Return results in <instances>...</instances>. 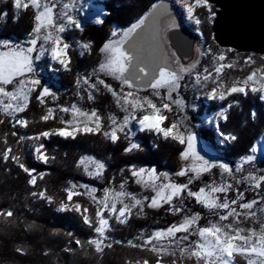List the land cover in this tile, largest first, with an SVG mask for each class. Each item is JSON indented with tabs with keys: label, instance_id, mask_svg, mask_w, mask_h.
<instances>
[{
	"label": "trees",
	"instance_id": "1",
	"mask_svg": "<svg viewBox=\"0 0 264 264\" xmlns=\"http://www.w3.org/2000/svg\"><path fill=\"white\" fill-rule=\"evenodd\" d=\"M164 1L170 0L100 1L107 11L103 23L86 24L82 30L74 33L78 39L90 43V53L80 57L76 43L68 39L67 43L71 45L68 49L71 57L69 69L59 74V80L47 72L36 75L41 80V85L50 88L55 94V98L47 96L45 103L41 104L35 99L38 92H34L28 109L21 115L29 122L24 128L13 127L14 119L0 113V119L4 120V123L0 124V211L11 210L13 212L12 217L0 216V264H130L129 261L142 263L144 259L149 260L150 264H155L156 257L153 253L147 249L131 247L128 241L142 244L155 230L166 229L172 224H178L185 215L199 213L198 226L204 227L218 220L217 212L224 214L225 210L219 209L213 212L185 194L182 205L179 200L173 201L174 205L184 208L183 213H173L169 211L170 205L164 204L160 208L146 207L145 214H134L127 224L115 222L110 231L111 238L106 241V243H111L112 247L105 248L103 254H98L93 248H81L75 243L77 239L85 242L97 235L89 225L83 222L80 214L73 211L57 212L61 201L67 200L65 189L74 184L77 185L79 191L85 192L86 190L79 186L87 185L100 194L107 188L120 189L123 183L126 191L138 193L142 188L131 176V166L153 167L157 171H166L171 181L187 184L190 174L176 175L184 167V160L180 158V153L185 145L171 139H163L153 132H142L133 138L129 135V139L140 144V148L126 153L124 148L128 145L129 139L124 138L125 133L119 134L121 139L116 143H112L102 132L83 133L76 135L75 138L53 136L46 142L48 163L37 162L28 147L29 136L64 125L61 120L66 121L68 115L60 111V108L73 103H79L88 110L95 109L103 118V131H110L109 117L114 115L121 119L123 114L117 113L118 107L106 89L102 86L100 91L91 89L90 84L85 83V78H89L90 82L95 81L92 73L102 62L103 53L100 52V48L112 39L111 33L115 27L121 30L127 29L141 16L150 13L153 4ZM5 6L0 7V20H2L1 14L4 10L8 14L5 22L2 21V28L0 27V41L9 42L12 46L20 45L21 40L28 38L34 27L33 16L36 10L23 9L24 11L20 12L14 20L15 16L10 2H6ZM201 12L205 11L201 9ZM202 19L203 32L211 38L212 25L208 22L209 19L204 17ZM7 49L0 44V51H7ZM98 74L106 83L120 89L121 85L118 80L103 73ZM125 90L128 89L125 87ZM90 93L94 99H88ZM220 105H231L226 121L220 123V130L224 134L235 135L237 139L222 147L213 138L214 132L205 128L201 133L203 139L214 150L221 151L227 160L231 161L248 155L256 140L264 133V102L257 94L248 92L247 95H233ZM202 107L206 111H213L216 109V103L211 102L209 107L204 105ZM49 108L55 110L56 118L44 121L41 117ZM253 112L256 114L255 117L252 116ZM13 132L18 135H12ZM125 132L127 133V130ZM21 136L25 139L20 140ZM9 146L13 149L12 155L19 156L21 163L29 169H35V173H40L36 185L29 183V174L25 173L16 161L2 158L3 151ZM85 156L96 158L105 164L101 179L91 178L80 169L79 161ZM258 168L257 164L248 163L243 166L241 174L249 172L257 176L264 174V168H261L262 170ZM241 174L231 176L217 167L210 173L194 179L189 187L193 191H198L200 187L213 180L219 183L222 180L228 181L231 177H239ZM231 180L236 188L234 187L227 194H219L222 198L225 195L229 200L235 198L237 190L244 193L241 203L253 199L259 200L261 196H264L263 191L256 193L245 182L237 184L236 178ZM41 191L53 197V202L49 203L32 195V193ZM74 199L83 207H88L91 218L95 219L96 207L85 195L75 196ZM261 205H264V201H260L252 209L256 212V217L241 216L238 226L259 230L261 223H264V211H261ZM237 210L242 211L239 208ZM229 222H232V218L224 223ZM196 239H198L197 236H190L189 242ZM117 241L120 243H116ZM18 248L22 251L18 252ZM65 249H72V251Z\"/></svg>",
	"mask_w": 264,
	"mask_h": 264
},
{
	"label": "snow or ice",
	"instance_id": "2",
	"mask_svg": "<svg viewBox=\"0 0 264 264\" xmlns=\"http://www.w3.org/2000/svg\"><path fill=\"white\" fill-rule=\"evenodd\" d=\"M12 6L17 9H35L33 16L34 27L29 33L31 37L28 41V47L12 46L9 42H2L7 51H0V113L7 117H12L15 120L13 127H27L29 122L16 114L24 113L30 103V99L34 92H38L35 99L41 104L45 103V97L55 94L51 92L50 88L41 85V80L35 75V68L33 66V59L39 60L45 52H49L53 60L63 67L65 70L69 68L71 59L68 55V49L71 47L61 35L68 29L82 30L81 20L68 11L74 9L75 3H65L59 14L54 12L57 5L53 0H10ZM187 11L188 18H195V23L200 24L201 20L195 17V9L202 7L207 9L213 16L209 0H193L189 3L188 0H179ZM152 10H157L162 5L153 4ZM97 19L96 23H103L100 17L103 15L102 10H97L95 13ZM150 14L146 13L141 16L136 22L132 23L127 29L113 30L111 37L100 48V52L104 54V59L98 65V68L93 70L92 75L95 77L94 82H90L89 78H85V83L90 84V88L95 91H100L101 86L109 91L115 98V102L127 114L118 119L116 116H110V131H103V118L94 109L91 112H85L75 104L71 107H62L60 111L70 112L73 115L72 120H61L65 127L58 128L52 131H44L36 137H29V139L39 140L41 137L47 138L52 135H58L63 138H75L78 133L95 134L102 132L112 143H116L121 139L120 133H125L124 138L129 139L131 131L129 125L135 121L139 125L140 131L155 132L161 135L164 139H171L181 145H185L184 150L180 153V158L184 161H191L192 163L185 168H182L177 176H186L189 173L187 184H178L168 180L167 173H157L155 168L145 169L131 166V176L135 178L136 183L142 184L145 188H150L155 192V195L150 198L148 207L160 208L164 204L170 205L169 211L173 213H183L182 206L173 204L174 200H179L183 204V197L194 198L195 202L203 207L217 212L219 209L225 210L224 214L218 215V220L215 223H210L208 226H198L199 213L192 215H185L182 217L180 223L172 224L166 229H157L150 236H148L142 244H135L128 241V244L134 248L147 249L156 257L155 264H164L163 257L173 256L179 251V264H183L185 258L194 260L195 264H239L238 257L245 260L246 264H264V223H261L259 230L255 228H242L238 225L241 222V216L245 218L256 217V212L252 211L254 206L264 201V196L259 200L253 199L251 201H240L244 198V193L237 190L235 198L229 200L227 195L223 198L219 195L221 193L227 194L233 190V185L226 180L217 183L215 180L200 187L198 191H193L189 187L194 179L200 178L205 173H210L214 168H220L223 173L232 175V168L223 162H216L206 159L201 151L197 150V137L191 131L185 129L181 130L182 122L173 121L165 126V121L168 119L166 112L172 111V103L177 105L182 104L180 100H174L172 93L180 88V82L184 79L185 73H192L196 65H183L177 59L174 66H170L169 58L161 49L160 42L155 35V19L152 18L150 24ZM43 43L39 45V55L33 58L32 53L38 50V41ZM44 45H48L45 48ZM85 48L89 44L84 45ZM219 59H225L220 55ZM251 61V57L248 58ZM226 67L224 64H219L214 70L217 74L221 73ZM231 67V65H227ZM207 71V69H205ZM98 73L113 77L120 82V91L118 92L110 84L106 83ZM211 73L203 76V80L207 81ZM257 76V71H253L249 76L242 81L243 86L234 84L227 90V93H217V89H212L209 93L210 98L223 100L226 94L240 93L248 94L247 85L249 82L256 83L254 77ZM19 78V79H18ZM196 82H201V75L196 73ZM79 83V80L77 81ZM9 85L12 86L9 90ZM141 86L151 88L156 96L160 95V89L167 90V100L170 102H163L158 105L153 99L139 95ZM125 87L128 89L125 91ZM252 92L264 91V83L260 87L253 86ZM88 99H94L90 93ZM264 99V96H261ZM231 107V105H229ZM137 112L143 114L137 117ZM226 110H221L218 115L227 119ZM255 113L252 116L255 117ZM55 113L52 108L42 115L41 119L47 121L55 119ZM4 120L0 119V124ZM129 129V132H125ZM12 135H18L13 132ZM25 139L23 136L20 140ZM229 139L236 140L235 135H229ZM5 143L7 140L5 139ZM140 144L129 139L128 145L124 148L126 153L138 150ZM45 145L39 144L34 148L37 158L43 162H47ZM206 150V149H205ZM252 152L256 148L251 149ZM13 149L11 146L7 147L3 153L4 160L12 159L16 161L19 167L29 174V183L36 185L37 177L33 175L35 169H29L24 163L20 162V157L12 155ZM255 159L254 156L248 155L241 157V164L237 166L236 171H243V164L250 163ZM81 164L85 166V171L89 175L102 176L105 169V164L101 161L95 160L92 157H82ZM89 165L92 166V171H89ZM41 178L42 175H41ZM244 181H248L256 189L264 188V174L259 176L249 172L247 176L243 177ZM167 181V182H165ZM236 183H241L237 180ZM85 192L77 191V185H72L65 189L67 193V200L72 201L74 196L88 195L91 200L97 204L95 211V219L90 218L87 208H83L77 202L71 208L63 201L60 203L59 211H74L80 213L83 222L97 234L95 237L88 239L85 242L79 239L75 243L81 248L90 247L98 254H103L105 248H111V243H106L108 238V231L111 229L110 219L115 218L119 223H126L129 216L132 215V209L140 207L143 210L144 200H149V197L138 199L134 194L124 191V184L122 183L120 191L114 189H105L104 196L97 199L94 195L95 190L90 189L87 185H80ZM34 196L47 200L49 203L53 202V197L45 194V191L39 193H32ZM130 200L126 203L125 200ZM120 207H117V205ZM239 208L242 211H238ZM261 211H264V205H261ZM107 213V215L105 214ZM0 216L12 217L11 210L0 211ZM232 218V222L224 223ZM181 234V235H178ZM71 235V233H69ZM197 236L198 239L190 241V236ZM187 242V243H186ZM116 243H120L117 241ZM150 246V247H149ZM72 251V249H65ZM18 252L22 249H17ZM87 254V253H85ZM137 264H141L137 261ZM142 264H150V261L144 259ZM171 264H178L176 259L171 261Z\"/></svg>",
	"mask_w": 264,
	"mask_h": 264
},
{
	"label": "rangeland",
	"instance_id": "3",
	"mask_svg": "<svg viewBox=\"0 0 264 264\" xmlns=\"http://www.w3.org/2000/svg\"><path fill=\"white\" fill-rule=\"evenodd\" d=\"M100 1H102V0H71V2L75 3L76 6L74 9H68V11L70 12V14L77 16L81 20L82 29L85 27L86 24H89V23L99 25L101 23L95 22L97 19L96 15H95L96 11L98 9L102 10L103 15L100 17V19H102V20L105 18L106 14H107L106 9L104 8V6L102 4H100ZM6 2H10V0H0V7L1 6L6 7L5 6ZM53 2L56 3V5H57L56 9H54V12L59 14L62 10L63 4L69 3L70 0H53ZM188 2L193 3V0H188ZM59 4H61V5L59 6ZM157 5L158 6L162 5V7L158 8L157 10H152L149 13L150 17H151L149 23L150 24L152 23V18L155 19V35L157 36V39L160 42L161 49L166 53V55L169 58L170 66H174L175 61L177 59L183 65H189V64H193V63L196 65V67L192 73H190V74L185 73L184 74V79L180 82V85H181L180 88L172 93L173 99L182 101V104L177 105L175 103H172V105H171L172 111L165 113L168 117V119L165 121V126L172 123L173 121H181L182 122L181 130L183 131V130L187 129L196 135V137H197V150L201 151V154L204 155L206 159H210V160L216 161L218 163L223 162V163L228 164L232 168V175L231 176L241 174V172L236 171L237 166L241 164V158L234 159V160L232 159L231 161L227 160L225 155L222 154L221 151L218 152V151L214 150L212 148V146H210L209 143L203 139L201 133L204 131L203 130L204 128L205 129H211L214 132L213 138L222 147H225L228 143H230L232 141L231 139H229L228 134H224L220 130V123L226 121V119L219 116L218 113L221 110H226L225 114L227 116L228 112L230 111L229 105L228 106H222L220 104H223L228 98L232 97L233 95L240 94V93H232L230 95L226 94L225 98L223 100L219 99L218 96L216 99H212V98H210L209 93H211L212 89H214V88L217 89V93H221V92L227 93V90L229 88H231L234 84H237L239 86H243L242 81L244 79H246L250 73H252L253 71H257V76L254 77V80L256 81V83L253 84L252 82H249V84L246 87L248 89V92L257 94L258 97L260 98V100L262 102H264V99H261V96H264V91H261V92H252L251 91V88L253 86L260 87V84L264 83V55L258 54L256 52H238V51L231 49V48H223V47L219 46L220 44H218L216 42V40L214 39L213 31H212L211 38L207 37L204 34L203 29H202V25H203L202 17H204L207 20L209 19L208 22L212 25L215 15L213 16L205 8L197 7L195 9V17H198L201 20L200 24H196L195 18H193V19L188 18L187 11L184 8L183 4H181L179 2V0L164 1V2H161ZM210 5L212 8V11H214V13H215V11H216L215 5H213L211 3H210ZM10 6H11V10L15 16L14 20H16V18L18 17V14L24 10L23 9H20V10L15 9L12 6L11 2H10ZM201 9H203L205 12L202 13ZM207 13H208V15H207ZM7 15H8L7 11H5V10L1 14V19H2V20H0V27L1 28H2V21L5 22V20L7 19ZM185 25L188 26L192 31L194 30V32H196L200 36L199 43L195 45L194 56L188 62L182 61V59L175 52V50L173 49V47L170 45L169 41L166 38V33L169 30L174 29V28H180V27L185 26ZM77 30H80V29H68L65 33H62L61 35L65 38L66 42L68 41V39L70 41H74L76 43L78 55L80 57H84L85 54L90 53V43L85 42V40L83 41L81 39H78L76 36H74V33ZM115 30H121V29L115 27ZM30 38H31L30 36H28V38L26 37L25 39L21 40L20 45H16V46L28 47L29 46L28 41ZM112 39H114V38L112 37ZM42 43H43L42 40L38 41V50L32 53L33 58H35L37 55L40 54L39 53V45ZM85 44H89V47L85 48L84 47ZM44 47L48 48L49 46L44 45ZM68 55H69V53H68ZM220 55H223L225 57V59L221 61L219 59ZM249 57H251L250 62L248 61ZM70 59H71V57H70ZM103 59H104V54L102 55V60ZM219 64H224V65H226V67L222 70L221 73L217 74L214 69L217 66H219ZM227 65H231V67H227ZM33 66L35 68V75H38L40 73L44 74L47 72V73H51L53 78H55L57 80H59L58 79L59 74L63 73L64 71H67L69 69L68 68L67 70H65L63 67H61L57 63V61L53 60L51 57L50 51L45 52L39 60L33 59ZM205 69H207V71H205ZM197 72H199L201 75V82L200 83L196 82L195 77H196ZM208 73H211V76L209 77V79L207 81H204L203 76L208 75ZM111 86L114 89H116L113 85H111ZM8 87H9V90H11L12 86L9 85ZM116 90L118 92L120 91V89H116ZM125 91H127V90H125ZM159 91H160V95L156 96L151 88L141 86L139 89V95L141 97L147 96V97L153 99L154 102H156L158 105H160L163 102H170L167 100V90L166 89H160ZM109 94L111 95L115 105L118 107L117 113L123 114V117H124L127 113L124 112L121 109V107L116 104L115 98L112 96V94L110 92H109ZM211 102L216 103V109L213 111H206V109H204V107H202V105H204L205 107H209ZM73 104H75L77 107H79L80 109H82L85 112H91L92 111V110H88V109L82 107L79 103H73ZM73 104H70L66 107H71V105H73ZM54 113L56 115L55 110H54ZM63 113H65L66 116L68 115L67 120L73 119L72 113H70V112H63ZM142 114H143L142 112H137V117H139ZM198 114H201V115L198 116ZM16 115L18 117H22L21 116L22 113H18ZM62 127H65V125H62L58 128H62ZM22 128H24V127H22ZM58 128H55V129H58ZM55 129H51V130H47V131H52ZM129 129L131 131V134H130L131 138H133L134 136H136L139 133H142V132L148 133L149 132V131H140L139 125L135 121H133L129 125ZM129 129H125V130H127V132H129ZM153 133L155 135H157L155 132H153ZM39 134L32 135L29 137H36ZM79 134H83V133H78L77 135H79ZM53 136H58V135H52V136H49L47 138L41 137L39 140L28 138L29 150H30L33 158L37 162L45 163L42 160L37 158V154L35 153L34 148L39 144H44L45 145L44 151H45L46 155L48 156V160H49V155H48V151L46 148V142H48ZM158 136L162 137L161 135H158ZM253 147L256 148V151L252 152L250 150V153L248 155L254 156L255 159L250 163L257 164L259 166L258 169L264 168V133L256 140ZM248 155H246V156H248ZM85 157H90V156H85ZM93 159L98 160L96 158H93ZM48 160L46 163H48ZM80 161H81V159H80ZM80 161H79L80 169L85 173V175H87L91 178L93 177L94 179H101L102 178L103 175L99 176V177L94 176V175H89L88 172L85 171V166L83 164H81ZM98 161H100V160H98ZM191 163H192L191 161H184V167L183 168L190 165ZM246 164H248V163H244L243 166ZM142 168L151 169L153 167H142ZM92 170H93L92 166L89 165V171H92ZM156 172L157 173H167L168 174L167 179L171 180L168 172L161 171V170L160 171L156 170ZM103 174H104V171H103ZM189 174L193 175L192 173H189ZM33 175H36V177H38V175H40V173L39 172L33 173ZM247 175L248 174H244V175L241 174V176L231 177V179L236 178V181L241 180V183L245 182L249 186V188H251V190H253L256 193H258L260 191L264 192V188L256 189L248 181H244L243 177L247 176ZM231 179H229L227 182L232 184ZM165 182H167V181H165ZM241 183H237V184H241ZM140 186L142 189L138 193L132 192V194H134L138 199H142V200L144 197H149V200H144V206H143L142 211L140 210L139 206H137V208H133L132 209V215L129 216L127 222L126 223H120V224L129 223L131 217L134 214H145L146 213V207H148L147 205L150 202V198L155 195V192L150 188H145L142 184H140ZM234 187L236 188V186L233 185V188ZM107 189H114L115 191L121 190V188L120 189L119 188H107ZM76 190L79 191V189H76ZM123 190L126 191L125 189H123ZM79 192H81V191H79ZM126 192H128V191H126ZM128 193H131V192H128ZM94 195L96 196L97 199H100L104 196V192L99 194L95 191ZM85 196L97 208V204L93 200H91L88 195H85ZM74 197H73L71 202H69L68 200L65 201V203H67L69 205V208L73 207L75 205V203L78 202V201H75ZM37 198L41 199V198H39V196H37ZM42 200H44V199H42ZM125 202L129 203L130 200L126 199ZM241 202H242V200H241ZM78 203L82 206V210H83V208L88 209V207H83V205L80 202H78ZM59 207H60V205L57 207V212H59V213L67 212V211H59L58 210ZM117 207H120V205L118 204ZM70 211L71 210H69L68 212H70ZM78 214H80V213H78ZM87 214L89 215L90 218L92 217L89 209H88ZM105 214L107 215V213H105ZM80 216H81V214H80ZM109 222L111 224V229H110V231H111L113 224L115 222H118V221H116L115 218H112V219H110ZM110 231H108V233H107L109 239L111 238ZM178 235H181V234H178ZM173 259H176L178 264H179L180 257H179V251L178 250H177V254L175 257H173V256L163 257V262H164V264H171V261ZM237 259L239 261V264H246L245 260H243L239 257ZM129 262H130V264H137V262H135V261H129ZM183 264H195V262H194V260H190V259L185 258L183 261Z\"/></svg>",
	"mask_w": 264,
	"mask_h": 264
},
{
	"label": "water",
	"instance_id": "4",
	"mask_svg": "<svg viewBox=\"0 0 264 264\" xmlns=\"http://www.w3.org/2000/svg\"><path fill=\"white\" fill-rule=\"evenodd\" d=\"M215 5L212 23L219 46L264 55V0H209ZM166 38L183 62L192 59L200 36L188 26L174 28Z\"/></svg>",
	"mask_w": 264,
	"mask_h": 264
},
{
	"label": "bare ground",
	"instance_id": "5",
	"mask_svg": "<svg viewBox=\"0 0 264 264\" xmlns=\"http://www.w3.org/2000/svg\"><path fill=\"white\" fill-rule=\"evenodd\" d=\"M174 16V15H173ZM164 31V30H163ZM164 33V32H163Z\"/></svg>",
	"mask_w": 264,
	"mask_h": 264
}]
</instances>
